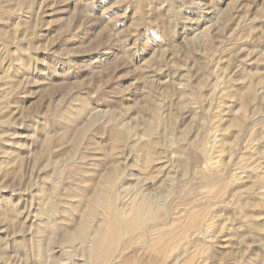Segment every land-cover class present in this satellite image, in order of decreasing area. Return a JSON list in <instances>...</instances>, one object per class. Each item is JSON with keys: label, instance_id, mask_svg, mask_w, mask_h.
I'll list each match as a JSON object with an SVG mask.
<instances>
[{"label": "rangeland", "instance_id": "374dc122", "mask_svg": "<svg viewBox=\"0 0 264 264\" xmlns=\"http://www.w3.org/2000/svg\"><path fill=\"white\" fill-rule=\"evenodd\" d=\"M0 264H264V0H0Z\"/></svg>", "mask_w": 264, "mask_h": 264}]
</instances>
